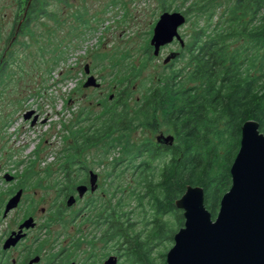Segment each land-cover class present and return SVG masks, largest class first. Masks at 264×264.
Segmentation results:
<instances>
[{
	"label": "rangeland",
	"instance_id": "1",
	"mask_svg": "<svg viewBox=\"0 0 264 264\" xmlns=\"http://www.w3.org/2000/svg\"><path fill=\"white\" fill-rule=\"evenodd\" d=\"M17 1L0 0L2 27H9L12 18L18 21L22 3ZM163 1L170 12H180L187 17L186 24L179 31L187 45L192 42L196 31L203 29L210 36L216 27H226L234 17L232 10L238 2L209 0L210 9L201 10L198 9L199 0L34 2L29 22L14 47L12 76L9 77L10 73L0 76V170L13 174L25 170L38 173L29 176L32 178L28 181L22 207L13 213L15 220L24 218L30 211L37 212V209L39 215L42 208L47 211L43 218L53 222L73 220L81 213L77 218L83 223L72 226L69 225L72 221H67L60 229L72 234L75 228L84 226L91 235L96 232L100 211L104 205L111 204V192L132 182V171L125 169L126 160L123 159V149L122 152L120 149L125 140L119 145L115 142L120 134L89 145H84L85 138L97 132L101 123L111 117L110 107L116 100L128 94V102L132 107L136 106L149 88L187 67L189 54L183 52L178 42L167 46L158 57L150 58L146 54L147 43L164 11ZM263 12L264 7L256 18H260ZM173 52L181 54L167 68L164 60ZM87 64L98 80L99 88H84L88 78L84 70ZM132 73L135 77L129 79ZM7 76L9 78L5 80ZM33 110L40 115L34 125L33 116L30 120L24 118ZM148 130L139 126L126 136L136 144L151 136ZM118 160L122 162L115 164ZM140 160L135 164L138 165ZM162 162L158 160L154 166L161 167ZM89 171L97 175L99 191L94 194L86 192L82 200L75 194L77 205L70 209L66 207L57 216L56 206L58 208L66 199V195L59 191L61 184L58 182L64 184L70 180V185L79 186L88 180ZM43 176L46 186L38 188L37 181ZM138 187L137 192H142L143 187ZM5 192L7 186L0 182V193ZM124 192L125 201L120 205L122 220L126 222V216H129L134 231L144 236L149 226L144 227L152 220V208L147 201L139 205L136 198L127 197V191ZM28 203H33L31 209L27 207ZM168 218L173 221L172 216ZM59 225L51 229L50 235L54 237ZM115 242H109L105 254L113 252ZM173 244L168 248L164 242L153 246L151 256L158 258L157 264H160V253L167 255ZM99 246L103 248L101 242H95L88 250L96 252ZM121 256L123 264H132L123 250Z\"/></svg>",
	"mask_w": 264,
	"mask_h": 264
},
{
	"label": "trees",
	"instance_id": "2",
	"mask_svg": "<svg viewBox=\"0 0 264 264\" xmlns=\"http://www.w3.org/2000/svg\"><path fill=\"white\" fill-rule=\"evenodd\" d=\"M237 1L234 17L226 27H216L210 36L201 29L189 45L185 43L182 50L189 56L184 70L149 88L136 106L130 105L128 94L116 100L110 107L111 117L85 138L84 145L113 134H120L115 139L117 145L125 140L120 149L125 169L132 171V182L111 192V204L97 214L95 226L96 235L116 240L112 253L123 250L132 264H157L158 258L151 256L153 246L164 242L168 248L174 243L185 224L184 211L176 202L188 187L203 188L205 206L215 219L232 185L230 169L241 147L244 124L256 121L264 134V12L256 18L264 0ZM162 3L163 12L170 11ZM209 3L199 0L198 9H210ZM248 14L252 16L246 17ZM153 51L148 42L146 54L150 58ZM139 126L149 129L151 136L134 144L126 134ZM158 133L174 136V144L158 143ZM158 160L163 162L156 168ZM138 186L143 187L140 193ZM124 191L139 205L147 201L152 208V220L145 225L149 228L144 236L134 231L129 216L126 222L122 220ZM168 216L173 217L172 222ZM159 259L160 264H166L165 253L161 252Z\"/></svg>",
	"mask_w": 264,
	"mask_h": 264
},
{
	"label": "water",
	"instance_id": "3",
	"mask_svg": "<svg viewBox=\"0 0 264 264\" xmlns=\"http://www.w3.org/2000/svg\"><path fill=\"white\" fill-rule=\"evenodd\" d=\"M187 22L180 12L166 11L161 14L153 29L150 46L154 57L161 49L177 40L181 47L185 41L179 30ZM173 52L164 64L177 59ZM86 73L90 74L89 66ZM85 88H99L97 79L90 75ZM113 99V96H111ZM34 111L25 114L30 120ZM38 117L34 118L33 125ZM160 144L172 146L175 138L160 133L156 136ZM232 185L224 194L215 219L205 206L202 187H188L176 206L184 211L185 224L176 233L174 245L166 255V264H264V134L259 124L250 120L242 128L241 147L230 169ZM97 188V175L90 174V190ZM88 187H77L79 197H83ZM21 193L10 200L7 210L17 207ZM76 198L71 196L67 206L71 207ZM114 257L107 264H116Z\"/></svg>",
	"mask_w": 264,
	"mask_h": 264
},
{
	"label": "flooded vegetation",
	"instance_id": "4",
	"mask_svg": "<svg viewBox=\"0 0 264 264\" xmlns=\"http://www.w3.org/2000/svg\"><path fill=\"white\" fill-rule=\"evenodd\" d=\"M36 1L37 0H18L17 3H22L21 14L18 16V21L15 22V20L12 18V23L9 27H2V23L0 22V76H4L6 73H10L9 77L12 76L15 54L14 47L16 46L18 38L23 34V31L29 22L28 17L32 12L31 8L34 2L36 3ZM11 3V8L13 9V1ZM10 16H13V13H10ZM174 42L178 41L174 40ZM174 42L170 45L174 44ZM167 46L163 47L161 51ZM177 53H179V55L181 54L180 52ZM171 63L172 62L165 66L168 68ZM86 66H89L90 68V65L87 64L84 67L85 74L89 77L92 75L91 68L90 74H87ZM9 77L7 76L4 79L8 80ZM33 111L35 112L33 117H38V123L40 115L36 110ZM34 173L38 174L37 172H30L27 170L18 172L16 174L3 172L0 170V182L5 183L7 186V192H5V194L0 193V264H107L109 259L112 257L117 260L116 264H123L121 259V250L118 249L119 254H105L104 250H109V238H103L100 234L94 236L96 233L95 231L90 235L87 228L84 226L82 228H75L73 230L74 233L72 234H68V230L65 231V229H60L66 226L65 224L67 221H72V223L69 224L72 226L80 225L79 222L83 223V220H79L77 218L81 213L77 217L72 218L73 220L58 219L59 222L58 220L53 222L52 220L43 218L47 211L45 208H42L39 210V215L37 214V209V212L36 210H33L28 214L26 213L22 219L15 220L13 218L14 211L22 207L23 201L25 200V192L27 190L28 181L30 178H32L29 176ZM89 173L91 174L90 171ZM89 173L87 175L88 180L81 185L88 187L87 193L94 194L99 191V187L94 192L90 190ZM68 176H70V174H68ZM43 179L44 176L39 178V181H37L36 186L38 185V188H44L46 186ZM58 184H61L59 191L66 195V199L65 202L59 204L58 208L61 209L58 210L56 206L57 216L62 214L64 210H66V207L70 209L74 205H77L78 199L82 200L84 197L83 196L81 198L78 195L77 199V195L75 194H78V186L70 185V180H66L64 184L61 182H58ZM18 193H21L19 204L16 208L8 211L7 206L10 200L13 199ZM71 196L76 198V202L71 207H68L67 201ZM64 203L66 204L64 205ZM32 205L33 203H28L27 207L31 209ZM33 208L35 207L33 206ZM80 218H82V216ZM57 224L60 225L53 237L49 232ZM101 238H103V241H101ZM95 242H101L103 248L99 246L100 248L97 250L98 252L89 251L88 249L91 247L93 248Z\"/></svg>",
	"mask_w": 264,
	"mask_h": 264
},
{
	"label": "clouds",
	"instance_id": "5",
	"mask_svg": "<svg viewBox=\"0 0 264 264\" xmlns=\"http://www.w3.org/2000/svg\"><path fill=\"white\" fill-rule=\"evenodd\" d=\"M181 29V28H180ZM180 31V30H179Z\"/></svg>",
	"mask_w": 264,
	"mask_h": 264
}]
</instances>
